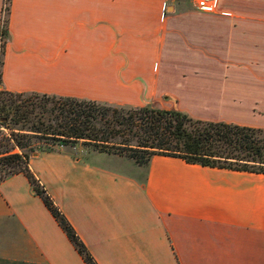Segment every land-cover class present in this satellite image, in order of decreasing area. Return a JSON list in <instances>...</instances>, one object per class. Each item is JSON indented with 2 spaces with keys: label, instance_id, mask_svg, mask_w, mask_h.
<instances>
[{
  "label": "crops",
  "instance_id": "0c3cea01",
  "mask_svg": "<svg viewBox=\"0 0 264 264\" xmlns=\"http://www.w3.org/2000/svg\"><path fill=\"white\" fill-rule=\"evenodd\" d=\"M4 17L0 91L264 131V0H10ZM28 169L95 264H264V174L80 148ZM0 264H84L21 174L0 182Z\"/></svg>",
  "mask_w": 264,
  "mask_h": 264
},
{
  "label": "trees",
  "instance_id": "16d2710c",
  "mask_svg": "<svg viewBox=\"0 0 264 264\" xmlns=\"http://www.w3.org/2000/svg\"><path fill=\"white\" fill-rule=\"evenodd\" d=\"M0 113V126L8 131L0 133V182L21 174L84 264L95 263L28 169L32 153L52 151L49 142L81 143L139 166L160 155L202 167L264 174V131L257 129L192 121L172 111L124 110L73 98L5 91H0Z\"/></svg>",
  "mask_w": 264,
  "mask_h": 264
},
{
  "label": "rangeland",
  "instance_id": "374dc122",
  "mask_svg": "<svg viewBox=\"0 0 264 264\" xmlns=\"http://www.w3.org/2000/svg\"><path fill=\"white\" fill-rule=\"evenodd\" d=\"M173 1L174 2H177V3H180V2H187L188 0H173ZM2 32H3V28L0 29V65H1L2 44H3V35H2ZM124 110H127V108H124ZM1 115L2 114L0 113V123L2 122ZM0 133L7 134L8 131H6L5 129H3L0 126ZM47 148L51 149L52 151H68V150H71L73 148H76V149H79L80 148V149H83L84 151H95L92 147L82 145L81 143L65 144V143H60V142H54V143L49 142V146H47ZM14 151H17V150H14ZM38 152H41V151H35L32 154L35 155ZM34 155H31V156H34Z\"/></svg>",
  "mask_w": 264,
  "mask_h": 264
},
{
  "label": "built area",
  "instance_id": "2783aa9c",
  "mask_svg": "<svg viewBox=\"0 0 264 264\" xmlns=\"http://www.w3.org/2000/svg\"><path fill=\"white\" fill-rule=\"evenodd\" d=\"M190 2L193 4L194 8L202 13H214L217 8L218 0H190ZM6 6H7V0H3L2 5V21L0 25V29H2L4 23V16L6 14Z\"/></svg>",
  "mask_w": 264,
  "mask_h": 264
},
{
  "label": "water",
  "instance_id": "95a60500",
  "mask_svg": "<svg viewBox=\"0 0 264 264\" xmlns=\"http://www.w3.org/2000/svg\"><path fill=\"white\" fill-rule=\"evenodd\" d=\"M34 155V154H33Z\"/></svg>",
  "mask_w": 264,
  "mask_h": 264
}]
</instances>
